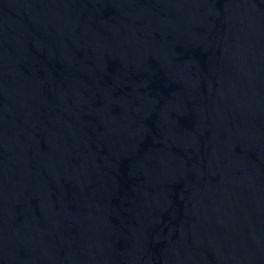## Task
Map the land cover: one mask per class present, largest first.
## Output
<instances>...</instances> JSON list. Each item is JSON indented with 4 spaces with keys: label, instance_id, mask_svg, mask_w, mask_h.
<instances>
[{
    "label": "water",
    "instance_id": "1",
    "mask_svg": "<svg viewBox=\"0 0 264 264\" xmlns=\"http://www.w3.org/2000/svg\"><path fill=\"white\" fill-rule=\"evenodd\" d=\"M0 264H264V0H0Z\"/></svg>",
    "mask_w": 264,
    "mask_h": 264
}]
</instances>
